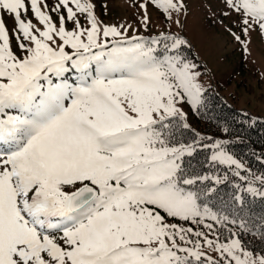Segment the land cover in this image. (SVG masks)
<instances>
[{"label":"snow or ice","instance_id":"snow-or-ice-1","mask_svg":"<svg viewBox=\"0 0 264 264\" xmlns=\"http://www.w3.org/2000/svg\"><path fill=\"white\" fill-rule=\"evenodd\" d=\"M223 3L247 51L264 0ZM149 4L183 29L185 0L140 2L145 31ZM47 8L0 0V264H264V214L244 215L264 202V172L226 139L178 136L184 106H207L190 41L104 24L92 0H58V23ZM199 150L207 170L187 160Z\"/></svg>","mask_w":264,"mask_h":264},{"label":"rangeland","instance_id":"rangeland-1","mask_svg":"<svg viewBox=\"0 0 264 264\" xmlns=\"http://www.w3.org/2000/svg\"><path fill=\"white\" fill-rule=\"evenodd\" d=\"M55 2L58 1L51 0L50 10ZM92 2L96 5L98 18L104 24L130 23L139 28L138 34L145 36L170 30L187 38L194 56L189 55L186 49L185 54L199 66L200 82L205 90H217L225 100L248 117L264 120V37L258 31L253 32L247 51L235 42L219 23L223 20L225 25L239 33V27L234 23L238 17L223 15V11L226 10L223 0H185L188 6L187 14L180 17L183 29L167 21L161 11L149 4L148 12L151 18L149 31H145L139 25L143 12L138 11V4L143 0H92ZM61 12L64 10L61 9ZM28 14L29 18H33L31 12ZM51 15L58 23L57 13L51 10ZM7 16L11 17L10 14L5 15L6 18ZM33 22L38 23L35 18ZM5 23L11 34L13 19L7 18ZM81 23L86 21L81 18ZM72 26L69 22L68 27ZM129 32L131 34V30ZM13 45L15 46V41ZM184 110L188 113L190 127L194 128L193 110H190L188 105L184 106ZM186 226L195 228L194 225Z\"/></svg>","mask_w":264,"mask_h":264},{"label":"trees","instance_id":"trees-1","mask_svg":"<svg viewBox=\"0 0 264 264\" xmlns=\"http://www.w3.org/2000/svg\"><path fill=\"white\" fill-rule=\"evenodd\" d=\"M187 49L192 54L191 49ZM205 97L207 106L200 112L193 113L196 129L190 127L182 130V135L178 133V136L187 142L192 141L195 133L213 139H226L230 141L231 152L248 165L252 172H264V120L248 117L215 90L207 89ZM208 155V150H199L187 160L193 168L203 171L207 170L205 165ZM231 190V184L219 186L221 196L230 195ZM211 203L216 204L217 208H222L219 200H213ZM250 208L251 213L245 209L246 217L255 219L264 214V202L259 199L251 201ZM248 239L252 247L260 246L258 240L253 241L251 237Z\"/></svg>","mask_w":264,"mask_h":264}]
</instances>
